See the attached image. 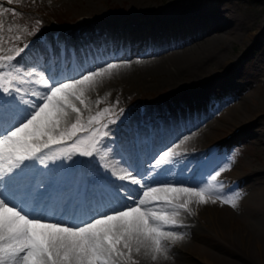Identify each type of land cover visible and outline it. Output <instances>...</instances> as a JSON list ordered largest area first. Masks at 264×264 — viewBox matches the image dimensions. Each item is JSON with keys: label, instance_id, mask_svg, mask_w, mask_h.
<instances>
[{"label": "bare ground", "instance_id": "obj_1", "mask_svg": "<svg viewBox=\"0 0 264 264\" xmlns=\"http://www.w3.org/2000/svg\"><path fill=\"white\" fill-rule=\"evenodd\" d=\"M211 1L188 3L183 0L169 6L186 4L179 11L170 9L165 14L137 11L80 17L73 27H65L63 31L49 29L37 37L26 38L22 47L26 44L28 47L12 62L19 66L18 62L33 61L35 50L40 49L43 64L65 75L82 67L120 63L122 67L117 72L89 91L91 111L84 110L85 119L105 107H112L114 112L119 110L115 123L108 125L110 136L105 138L112 152L110 160L119 161L121 168L137 175L133 165L146 172L161 150L179 145L176 150L182 155L166 166L171 171L160 175V180L181 181L186 182L184 186L196 187L197 181L210 178L215 171L221 168L228 171L221 172L217 178L223 186L219 195L240 193L237 207L222 203L215 194V203L193 202L190 205L192 213L182 212L178 217L181 225L172 229L182 234L183 239L167 242L168 258L152 261L141 254L134 257L139 264H238L236 258L239 255L250 264H256L258 258L264 257V232H258L247 216L248 211L264 204V189L257 190L258 187L254 188L256 186L252 184L249 187L247 182L252 177L249 175L257 174L256 171L239 170L235 164L215 166L221 158L217 140L219 130L240 120L247 121L258 109H264V102L259 107H252L244 98L250 88L231 79L241 70L243 57L235 60L238 56L230 52L229 46L236 39L249 42L254 35L246 33L251 23L247 17L233 15L227 5L230 0H224L220 7ZM43 45L47 46V52ZM37 71H45V68L37 67ZM219 71H225L227 79H231L227 85L223 84L225 76L217 77L219 80L212 76L218 75ZM209 75L211 77L201 85L197 82ZM154 96L150 102L145 100ZM210 96L215 100L212 106L209 105L213 102L209 100ZM97 99L102 103L96 105ZM219 107L215 117L205 121ZM121 109L123 114H120ZM55 152L57 149L48 155ZM25 164L29 166L31 195L39 197L42 194L48 204L43 211L58 218L63 216L71 220L75 215L86 219L98 208L116 206L125 193L132 195L130 189L136 187L112 176L98 157L77 154L71 159L58 156L57 159L46 158L43 163L33 160ZM91 178L98 182L94 184ZM138 178L156 177L144 175ZM241 180H244L243 184ZM234 225L239 227L235 229V235H240L239 240H243L244 252L238 251L237 237L228 234L227 230ZM194 232L199 237L189 240V234Z\"/></svg>", "mask_w": 264, "mask_h": 264}, {"label": "snow or ice", "instance_id": "obj_2", "mask_svg": "<svg viewBox=\"0 0 264 264\" xmlns=\"http://www.w3.org/2000/svg\"><path fill=\"white\" fill-rule=\"evenodd\" d=\"M27 47L15 55H0V189H4L0 191V264H139L134 257L141 254L152 261L167 259V242L183 239L172 229L181 225L182 212L192 213L193 202L215 203V194L222 203L237 207L240 193L219 195L223 186L217 178L226 168L197 181L196 187L159 179L171 171L166 166L182 155L176 150L179 145L161 150L146 172L133 165L137 175L110 160L105 138L117 113L105 107L85 119L84 110L91 111L89 91L117 72L120 63L82 67L65 75L44 65L37 49L33 61L13 64ZM42 48L47 52L46 45ZM40 66L45 71H37ZM53 149L57 152L48 155ZM77 154L98 157L112 176L136 186L130 189L132 195L125 193L116 206L98 208L86 219L48 215L43 211L48 207L43 195H31L25 162L71 159ZM144 175L156 178H138Z\"/></svg>", "mask_w": 264, "mask_h": 264}, {"label": "rangeland", "instance_id": "obj_3", "mask_svg": "<svg viewBox=\"0 0 264 264\" xmlns=\"http://www.w3.org/2000/svg\"><path fill=\"white\" fill-rule=\"evenodd\" d=\"M181 1L183 0H12V3H9L8 0H0V25H2L0 27V49H3V51H0V55H8L10 52L15 55L16 50L22 47L26 38L37 37L49 29L63 31L65 27H73L75 21L82 17H104L105 15L124 14V12L136 13L137 11L165 14L170 9L179 11L186 4L183 3L182 6L181 3L175 7L169 6ZM195 1L197 0H187L188 3ZM211 2L219 7L225 3L224 0H212ZM207 3L206 1L205 4ZM227 5L231 7L233 15L235 14V16L237 15V17L243 19L247 17L251 23L246 33L249 36L254 35L249 42L236 39L229 46L230 52L238 56L235 60L240 59L241 56L243 57L241 70L231 79L240 81L241 84L250 88L246 96L243 97L252 107H259L264 102V0H230ZM12 9H15V14H13ZM86 12L92 14L89 15ZM225 75V71H219L218 75L212 74L216 80H219L217 77L223 78ZM208 77L211 76L202 77L197 82L201 85ZM231 79H227V76H225L223 84L226 83L225 85H227ZM155 97L145 98V100L150 102ZM210 99L213 98L210 96ZM212 101L209 104L210 106L214 104L215 100ZM220 107L215 108L216 112L209 115L205 121L212 120L219 112ZM261 110L258 109L259 112H255L247 121L240 120L234 125L229 127L226 125L223 130H219L220 133L217 138L220 140H217H219V146L221 147L219 153L221 158L215 163L216 167L235 164L237 168L239 166V170H242V168H245V170L253 169L257 174L249 175L252 177H249L247 182L249 187H258L257 190L264 189V109ZM116 111H118L116 112L118 115L119 110ZM228 135L233 136L224 140ZM241 173L244 174V171ZM243 181L241 180L240 183L243 184ZM260 205L256 209L248 211L247 216L250 219L249 221L255 224L257 231L261 233L264 232V204H262L263 207L262 205L260 207ZM238 228L234 225L232 229L227 230L229 231L228 234L235 237V229L238 230ZM239 236H236V241L240 244L238 251L244 252L243 245H241L243 240H239ZM198 237L195 232L189 234V240ZM190 253L194 254L195 251L190 250ZM236 259L239 261L238 264H250V261L243 259L241 255ZM256 264H264V257L258 258Z\"/></svg>", "mask_w": 264, "mask_h": 264}]
</instances>
